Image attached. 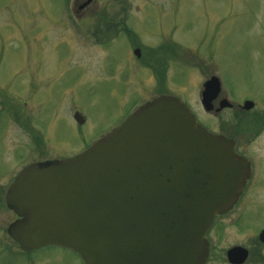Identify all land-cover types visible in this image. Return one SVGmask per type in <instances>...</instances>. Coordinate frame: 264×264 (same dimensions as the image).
<instances>
[{
    "label": "rangeland",
    "instance_id": "374dc122",
    "mask_svg": "<svg viewBox=\"0 0 264 264\" xmlns=\"http://www.w3.org/2000/svg\"><path fill=\"white\" fill-rule=\"evenodd\" d=\"M37 59L47 73L49 130L56 123L53 137L73 143L74 153L111 132L135 106L166 95L204 127L233 120L264 131V0H0V102L25 99L26 64ZM211 77L221 82L220 98L254 108L207 113L201 91ZM70 112L85 119L80 129ZM48 146L52 159L60 147ZM241 146L252 160L264 158V135ZM13 215L0 210V264H79L58 247L23 254L6 233Z\"/></svg>",
    "mask_w": 264,
    "mask_h": 264
},
{
    "label": "water",
    "instance_id": "95a60500",
    "mask_svg": "<svg viewBox=\"0 0 264 264\" xmlns=\"http://www.w3.org/2000/svg\"><path fill=\"white\" fill-rule=\"evenodd\" d=\"M220 92L218 78L205 83L207 112ZM240 161L232 141L159 97L76 158L24 171L6 197L19 218L7 233L24 252L59 246L85 264H204L214 218L243 190Z\"/></svg>",
    "mask_w": 264,
    "mask_h": 264
},
{
    "label": "flooded vegetation",
    "instance_id": "af4514ba",
    "mask_svg": "<svg viewBox=\"0 0 264 264\" xmlns=\"http://www.w3.org/2000/svg\"><path fill=\"white\" fill-rule=\"evenodd\" d=\"M77 11H81L80 6ZM75 17L80 18L81 14L75 13ZM124 23L122 21L119 26H125ZM137 49L139 48H135L134 51ZM158 55L157 52L151 54L154 63L160 61ZM38 59L35 64V60L34 62L30 60L26 64L27 89L25 99L23 97L13 99L10 96V100L7 98L0 102V210H8L6 196L24 171L30 168L43 171L81 153L80 151L74 153V144L70 141L56 140L53 137L56 123L54 129L49 130L48 91L45 83L47 73H42V63ZM33 64L36 65V68ZM162 88L163 83L159 84L157 91ZM202 92L203 90L201 97ZM225 99L219 96L214 107L216 108L217 105L219 109L220 103ZM11 100H15L16 104ZM232 105L233 108L222 110L216 114L222 115L225 111L243 110L240 103H232ZM77 114L79 113L70 112L69 118L80 129L84 125L85 119L82 124L77 123L75 120ZM198 123L203 126L199 121ZM204 128L210 134L233 141L235 154L247 160L240 161L241 166L245 168V174L244 188L238 201L229 212L216 216L206 234L207 256L204 264H264V158L256 157V160H252L241 146L242 141L245 142V138H249V136L261 137L264 135V131H257L256 128L241 129L240 126L235 125L233 120L222 122L213 129ZM103 136L104 134L99 135L95 141L90 143L89 147ZM50 142L60 147L57 155L52 159L49 158L48 144ZM66 146L68 147L67 150L64 148ZM8 211L14 214L10 210ZM17 219L15 215L13 222ZM230 235L234 236V242L228 247H220V242L227 241ZM65 251L72 253L75 261L77 260L79 264H84L78 255L69 250ZM231 253H234L233 262L229 258Z\"/></svg>",
    "mask_w": 264,
    "mask_h": 264
}]
</instances>
